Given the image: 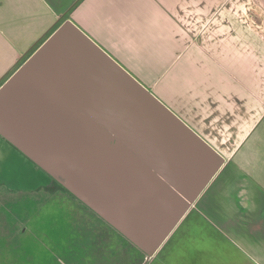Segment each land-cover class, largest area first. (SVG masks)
I'll use <instances>...</instances> for the list:
<instances>
[{
  "label": "crops",
  "instance_id": "1",
  "mask_svg": "<svg viewBox=\"0 0 264 264\" xmlns=\"http://www.w3.org/2000/svg\"><path fill=\"white\" fill-rule=\"evenodd\" d=\"M0 132L65 189L49 264H264V0H0Z\"/></svg>",
  "mask_w": 264,
  "mask_h": 264
},
{
  "label": "rangeland",
  "instance_id": "2",
  "mask_svg": "<svg viewBox=\"0 0 264 264\" xmlns=\"http://www.w3.org/2000/svg\"><path fill=\"white\" fill-rule=\"evenodd\" d=\"M15 170L18 175L22 174L19 167ZM48 185L25 189L21 184H8L4 178L0 182V263L6 257L16 255L20 264H49L54 258L75 256L74 246L69 245L74 244L70 239H76L75 231L61 230L64 219L60 215L67 208L57 207L58 200L66 196L65 189L49 188ZM64 204L67 206L69 200L65 198ZM91 224V228L86 230L88 237L98 234ZM100 235L104 237L106 232L101 229ZM12 240L19 246L14 249L17 252L15 255L8 247ZM29 254L32 257L29 258ZM153 264H159V258Z\"/></svg>",
  "mask_w": 264,
  "mask_h": 264
},
{
  "label": "water",
  "instance_id": "3",
  "mask_svg": "<svg viewBox=\"0 0 264 264\" xmlns=\"http://www.w3.org/2000/svg\"><path fill=\"white\" fill-rule=\"evenodd\" d=\"M15 167L22 169L16 173ZM21 184L25 189H35L51 182L52 175L45 166L36 168V161L0 132V182Z\"/></svg>",
  "mask_w": 264,
  "mask_h": 264
},
{
  "label": "trees",
  "instance_id": "4",
  "mask_svg": "<svg viewBox=\"0 0 264 264\" xmlns=\"http://www.w3.org/2000/svg\"><path fill=\"white\" fill-rule=\"evenodd\" d=\"M37 167H40V166H37ZM48 187L49 188L50 187H54L56 189H64V187L55 178H53V177H52L51 184L48 185ZM58 202L59 203H58L57 207H59V208H67V207H70V206H68L69 204H67V206H66V204H64V199H60V200H58ZM69 213L70 212L66 213L67 215L66 214L60 215V217L63 218V219H65L66 222H67L68 219H74L75 216H72ZM83 222L84 223H92L93 222V223L99 224L100 226L103 225V226L106 227V223L101 218H99L98 216H96L93 213L86 212V211L84 212V215H83ZM102 231L105 232L106 230H103V228H102Z\"/></svg>",
  "mask_w": 264,
  "mask_h": 264
}]
</instances>
